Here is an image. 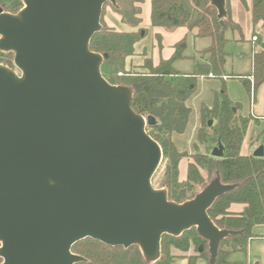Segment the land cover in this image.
<instances>
[{"label":"water","instance_id":"obj_1","mask_svg":"<svg viewBox=\"0 0 264 264\" xmlns=\"http://www.w3.org/2000/svg\"><path fill=\"white\" fill-rule=\"evenodd\" d=\"M0 5V264H76L86 238L140 246L151 263L165 234L196 228L215 264L222 240L208 210L237 184L219 172L191 199H169L153 178L163 160L147 132L155 118L132 108L134 88L110 83L91 49L104 5L117 0H21ZM222 26L227 0H209ZM211 123V122H210ZM214 156L225 155L218 143ZM254 156H264V146ZM202 249V246H201Z\"/></svg>","mask_w":264,"mask_h":264},{"label":"trees","instance_id":"obj_2","mask_svg":"<svg viewBox=\"0 0 264 264\" xmlns=\"http://www.w3.org/2000/svg\"><path fill=\"white\" fill-rule=\"evenodd\" d=\"M145 1L117 0L118 7L111 5L123 24L136 28L142 21L141 5ZM242 1L247 4V0ZM0 5L12 13L23 7L21 0H0ZM150 6L152 27L166 30L185 27L189 32H195L196 37L210 38V44L200 51L199 57H191L193 71L181 72L174 66L176 60L188 57L183 52L186 36L175 43L169 58L161 57L154 63L150 56L139 66H127L128 58L135 54V45L146 36L147 30H120L108 25L103 18L101 31L91 39V49L104 55L101 71L110 83L134 88L132 108L146 118H155L153 124H147V132L163 150L162 165L165 167L161 183L166 186L170 200L183 202L193 198L217 172L223 183L237 184L233 190L217 198L208 210L219 228L236 231L219 245L215 264H226L233 253L248 252L251 240L257 236L254 228L264 225V156L244 153L243 145L254 119L251 115H244L241 104L230 98L226 81L228 78L239 79L252 100L257 89L264 84V0H251L249 5L256 39L252 69L247 75L227 74L225 69L229 55L226 30L230 28L241 33V28L230 17L228 0V18L224 26L209 0H150ZM156 38L161 48V35L158 33ZM0 62L14 66L13 54L0 52ZM199 78L221 80V88L215 93L213 104H201L197 140L212 142L213 149L221 143L225 149L222 157L214 156L213 149L201 152L198 144H195L192 154L179 151L173 141L174 134H183L188 128L192 109L187 101L195 93ZM186 157L190 161L186 178L181 179L179 165ZM202 169L206 171V178ZM235 204L242 205L243 209L232 211ZM193 245L196 254L187 257L189 264H196L199 257L209 264L208 242L196 228L180 236L165 234L161 256L153 263L145 259L140 246H111L92 238L77 242L72 251L86 258V261L76 264H172L175 258L172 247L187 252Z\"/></svg>","mask_w":264,"mask_h":264},{"label":"rangeland","instance_id":"obj_3","mask_svg":"<svg viewBox=\"0 0 264 264\" xmlns=\"http://www.w3.org/2000/svg\"><path fill=\"white\" fill-rule=\"evenodd\" d=\"M251 2V0H250ZM251 5V3H250ZM142 13H141V23L138 27L135 28H145L147 30L146 36L140 40L142 41L141 47L135 54L130 58H133L132 64H136V62H144L146 58H153L154 63H157L159 59L169 58L174 52V45L181 38L186 36L184 41V55L188 56L186 58H181L175 61L174 66L177 70L181 72H191L194 68V62L191 57H199L200 51L208 46L211 42L210 38H201L196 37L195 32H189L187 28L180 27L175 30H166L164 28L152 27L150 20V0H146L142 5ZM228 8L230 11V17L233 19L235 24L241 28V33L238 30H232L228 28L226 30V37L229 39L228 44L226 45V51L229 53L227 58V63L225 66L227 74H244L247 75L251 72L252 69V26L250 22V6L244 4L242 0H228ZM251 12V11H250ZM103 20L110 26H115L118 29H122V22L120 15L114 10L113 6L109 3L106 4L103 8L102 13ZM126 28L129 26H125ZM131 29V27L129 28ZM161 35V43L162 47L160 48L157 40V34ZM139 41V42H140ZM139 55V56H137ZM142 56V57H141ZM131 64V65H132ZM138 64V63H137ZM128 66V62H127ZM130 66V65H129ZM215 83V82H212ZM201 95L203 99L206 101L210 95L214 96L215 93L220 91V89H215L211 86V90H208V87H202ZM213 88V89H212ZM221 88V87H220ZM228 91V88H227ZM264 102V97L260 99L259 102ZM214 101V100H213ZM188 105V101H187ZM189 106V105H188ZM190 107V106H189ZM192 109V108H191ZM192 113V112H191ZM196 115L192 114V118L189 124V129L187 128V132L180 134L181 138H187L184 144H179L180 141H176L173 138V141L179 151H185L192 154L195 151V144L199 145V149L201 152H211L214 145L210 141H205L204 143L198 142L197 134L201 126V117L197 120L196 123L193 124L194 117ZM188 134V135H187ZM174 136V135H173ZM254 137V142L252 146L249 144L250 138ZM264 146V126H260L255 123H251L249 127V131L247 134V138L243 145V151L246 154L254 152L258 147ZM190 161L189 158H183L180 162V176L181 179L186 178L187 165ZM162 165V163H161ZM160 165L157 170V176L153 178V184L155 187L159 188L163 183H161L162 174L164 171L165 164ZM202 174L207 177L205 169H202ZM155 174V175H156ZM200 191V190H199ZM198 191V192H199ZM194 250L195 246L193 245ZM230 264H255V262H259L260 264H264V249L257 248L255 252L252 249V246H249L248 254L245 252H235L230 256Z\"/></svg>","mask_w":264,"mask_h":264},{"label":"crops","instance_id":"obj_4","mask_svg":"<svg viewBox=\"0 0 264 264\" xmlns=\"http://www.w3.org/2000/svg\"><path fill=\"white\" fill-rule=\"evenodd\" d=\"M248 5H250V0H247ZM250 13V22L252 25V18H251V12L247 11ZM123 28L121 30H125V31H129V30H135V28H131L129 29L128 27L126 28L125 24L121 23ZM252 32H253V26L251 28ZM252 55H253V48H254V36L252 33ZM142 44V41L138 42L135 45V50L136 52H138V50L140 49ZM139 56V55H137ZM152 56V55H151ZM135 57V56H133ZM142 57V56H141ZM133 58L128 59V66L131 65ZM144 61V60H143ZM138 63V64H137ZM143 62H136V64H134V66H139L141 65ZM133 65V64H132ZM244 75V74H241ZM227 88H228V94L230 96V98L233 101L239 102L242 106V113L244 115H251L253 116V123L258 124L260 126H264V102L262 100V103L259 102V95H260V99L264 97V84H262L256 91L255 94V99L252 100V98L249 96V94L247 93L245 87L243 86V84L241 83V81L239 79L236 78H228L227 80ZM215 82V83H212ZM211 86H213L215 89H220L221 87V80L219 79H215V78H199L198 80V86L197 89L195 91V93L190 97V99L188 100V105L192 108V113L190 116V121L192 118V114L197 116V120L200 118V107L202 103H205L209 106H211L213 104V100H214V96L210 95L209 98L205 101L201 95V91H202V87H208V90H211ZM213 89V88H212ZM196 116L193 118V124L196 123ZM257 119V120H255ZM189 121V124H190ZM251 122V123H252ZM188 129H189V125H188ZM188 130H186L187 132ZM188 135V134H187ZM188 137H190L188 135ZM185 136V138H181L180 134H174L173 138L176 141H180L179 144H184L187 143L186 140L187 138ZM254 137L250 138L249 144L252 146L253 142H254ZM253 153V152H251ZM243 209V206L240 204H235L231 207L232 211H241ZM254 232L257 235L256 237H254L251 242L250 245L252 246L253 251L255 252V250L257 248H262L264 249V225H257L254 228ZM249 245V246H250ZM172 254L175 256L174 261L172 264H189L188 262V256L190 255H195L196 252L194 250V247L192 246L190 248L189 251L187 252H182L174 247L171 248ZM248 254V252L246 253ZM231 256V255H230ZM230 256H229V262L226 264H230ZM196 264H208V261L204 258L199 257L196 260ZM255 264H260L259 262H255Z\"/></svg>","mask_w":264,"mask_h":264},{"label":"built area","instance_id":"obj_5","mask_svg":"<svg viewBox=\"0 0 264 264\" xmlns=\"http://www.w3.org/2000/svg\"><path fill=\"white\" fill-rule=\"evenodd\" d=\"M256 39V36H254V40Z\"/></svg>","mask_w":264,"mask_h":264}]
</instances>
